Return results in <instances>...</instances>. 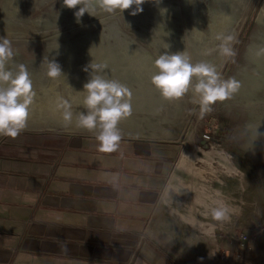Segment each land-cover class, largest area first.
<instances>
[{
	"label": "rangeland",
	"instance_id": "1",
	"mask_svg": "<svg viewBox=\"0 0 264 264\" xmlns=\"http://www.w3.org/2000/svg\"><path fill=\"white\" fill-rule=\"evenodd\" d=\"M79 7L68 9L63 0H0V38L10 40L15 53L6 68L15 74L25 65L35 92L19 136L96 134L78 127L79 114L88 111L83 85L91 74L117 80L132 93V115L118 124L123 137L170 141L183 135L179 150L189 149L186 168H174L168 180L181 181L161 190L157 237L155 225L141 235L166 261L185 264L183 253L161 246V240L168 234L182 249L181 218L200 219L201 213L215 242L232 245V233L241 232L251 247L259 233L264 237V0H146L135 16V6L122 13L96 8L77 23ZM217 36L235 38L233 57L220 54ZM178 51L187 52L193 64L214 65L225 80L235 78L239 91L217 101L203 119L192 88L179 100H165L151 83L158 73L154 61ZM51 61L61 66V76L49 77ZM196 82L193 77V87ZM69 106L71 122L64 120ZM224 206L230 219L214 220L212 211Z\"/></svg>",
	"mask_w": 264,
	"mask_h": 264
},
{
	"label": "crops",
	"instance_id": "2",
	"mask_svg": "<svg viewBox=\"0 0 264 264\" xmlns=\"http://www.w3.org/2000/svg\"><path fill=\"white\" fill-rule=\"evenodd\" d=\"M95 135L0 138V264H173L141 232L155 225L157 237L161 190L181 181L168 182L186 168L189 149L122 136L118 151L102 153ZM199 216L181 218L182 249L168 234L161 246L183 253L185 264H264L260 233L251 243L260 253L248 245L246 255L215 242Z\"/></svg>",
	"mask_w": 264,
	"mask_h": 264
},
{
	"label": "clouds",
	"instance_id": "3",
	"mask_svg": "<svg viewBox=\"0 0 264 264\" xmlns=\"http://www.w3.org/2000/svg\"><path fill=\"white\" fill-rule=\"evenodd\" d=\"M146 0H63V5L68 9L79 10L74 13L76 22L82 23L85 13L93 16L96 8L106 13H114L119 10L135 8L131 15L135 16L143 12L142 5ZM160 3L161 0H155ZM219 51L222 56L233 57L234 50L230 42L235 38L232 36L221 37ZM167 47L170 48V45ZM15 55L12 44L7 38H0V136L15 139L27 127L29 118V107L32 104L35 92L30 74L25 65H18V71L14 74L6 68L7 62ZM158 73L151 78L152 85L160 92V95L169 101L179 100L185 96L190 88L194 91L198 100L193 101L200 106V118L212 111V106L217 102L230 99L239 91L240 83L235 78L227 80L221 77L216 67L207 62L193 64L187 52H164L154 61ZM93 70L100 69L99 65L90 64ZM87 71V67L84 69ZM48 75L57 78L62 75L61 66L51 61L48 64ZM193 77L197 78L194 87ZM84 106L87 113H80L78 127L89 132H96L98 151L102 153H113L118 151L122 134L118 128L121 120L132 115V93L129 88L121 82L106 79L102 75H92L83 85ZM72 112L64 113V120L71 122ZM98 130V131H97ZM212 218L216 221L230 219L229 208L214 209Z\"/></svg>",
	"mask_w": 264,
	"mask_h": 264
},
{
	"label": "built area",
	"instance_id": "4",
	"mask_svg": "<svg viewBox=\"0 0 264 264\" xmlns=\"http://www.w3.org/2000/svg\"><path fill=\"white\" fill-rule=\"evenodd\" d=\"M231 242H232L231 244L238 249L245 250L248 248L247 237L241 232L233 236ZM236 258L237 259L240 258L238 254ZM219 260H225V258L221 255L219 256ZM249 264H252V263H249Z\"/></svg>",
	"mask_w": 264,
	"mask_h": 264
},
{
	"label": "water",
	"instance_id": "5",
	"mask_svg": "<svg viewBox=\"0 0 264 264\" xmlns=\"http://www.w3.org/2000/svg\"><path fill=\"white\" fill-rule=\"evenodd\" d=\"M183 135H181V137H182ZM181 137L180 138H178L177 140H175L174 142H177L178 144H181ZM159 140H163V139H159Z\"/></svg>",
	"mask_w": 264,
	"mask_h": 264
},
{
	"label": "bare ground",
	"instance_id": "6",
	"mask_svg": "<svg viewBox=\"0 0 264 264\" xmlns=\"http://www.w3.org/2000/svg\"><path fill=\"white\" fill-rule=\"evenodd\" d=\"M31 122V121H30ZM34 123V122H33ZM28 124V123H27ZM31 125V124H30ZM34 125V124H33ZM32 126V125H31ZM155 134V133H154ZM182 138V137H181ZM181 142H182V140H181Z\"/></svg>",
	"mask_w": 264,
	"mask_h": 264
}]
</instances>
